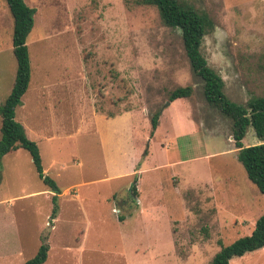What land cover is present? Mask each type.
<instances>
[{
    "label": "rangeland",
    "instance_id": "374dc122",
    "mask_svg": "<svg viewBox=\"0 0 264 264\" xmlns=\"http://www.w3.org/2000/svg\"><path fill=\"white\" fill-rule=\"evenodd\" d=\"M184 1L214 21L201 50L228 99L264 96V0ZM25 2L35 8L31 77L15 118L58 192L27 150L0 157V264H23L44 236L43 264H209L251 234L264 195L238 159L231 119L206 101L180 30L152 5ZM12 33L0 0V105L17 68ZM187 85L189 97L169 101ZM242 142L261 141L250 126ZM230 264H264V247Z\"/></svg>",
    "mask_w": 264,
    "mask_h": 264
},
{
    "label": "trees",
    "instance_id": "16d2710c",
    "mask_svg": "<svg viewBox=\"0 0 264 264\" xmlns=\"http://www.w3.org/2000/svg\"><path fill=\"white\" fill-rule=\"evenodd\" d=\"M124 1L127 5L155 6L164 25L180 30L183 48L189 60L191 71L195 78H199L203 82V94L206 101L231 119L232 137L237 148L238 159L244 166L248 179L264 195V96L252 97L245 104H238L225 95L222 77L208 65L201 50L204 36L214 28L213 19L207 12L196 9L184 0ZM6 2L13 18L12 50L16 58L17 68L12 88L0 105V157L18 148L27 150L39 178L54 192H58L54 181L43 172L37 143L26 135L22 124L15 118L16 107L20 104L21 97L26 92L31 77V64L26 39L34 25L35 8L29 6L25 0H6ZM192 90L191 85L177 87L169 92L168 99L173 101L177 98L189 97ZM159 115L160 111H156L150 117L151 133L158 126ZM250 126L261 142L244 145L242 140ZM146 152L147 149L143 154ZM131 191L136 193L134 185L131 187ZM52 201L54 206L51 220L55 219L58 213L57 195H53ZM41 239L42 242L35 255L23 264H43L46 261L49 242L46 236ZM263 247L264 214L256 220L251 234L241 236L230 244L221 245L209 264H230L233 257L242 256L247 252Z\"/></svg>",
    "mask_w": 264,
    "mask_h": 264
},
{
    "label": "crops",
    "instance_id": "0c3cea01",
    "mask_svg": "<svg viewBox=\"0 0 264 264\" xmlns=\"http://www.w3.org/2000/svg\"><path fill=\"white\" fill-rule=\"evenodd\" d=\"M55 219H57V217Z\"/></svg>",
    "mask_w": 264,
    "mask_h": 264
}]
</instances>
